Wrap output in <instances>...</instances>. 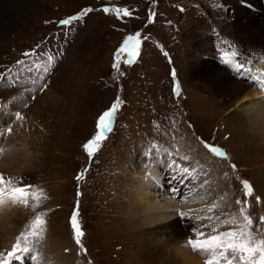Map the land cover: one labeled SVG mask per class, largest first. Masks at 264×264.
<instances>
[{
	"label": "rangeland",
	"instance_id": "rangeland-1",
	"mask_svg": "<svg viewBox=\"0 0 264 264\" xmlns=\"http://www.w3.org/2000/svg\"><path fill=\"white\" fill-rule=\"evenodd\" d=\"M14 1L17 5L19 0H7V3L10 5ZM25 2L30 11L25 20L22 21L21 16L18 27L0 35V98H5L3 105L10 107L15 115L11 134L2 137L0 125V163L7 170H1L6 177H23L25 182L37 183L36 187L43 189L47 198L35 209L31 204L27 208L21 205L24 212L19 217L23 221L20 220L18 225L10 218L5 224L4 221L0 223V230H11L12 233L0 232V252L6 254L11 250L18 232L28 228L37 212L47 215L43 217L46 220L42 231L44 239L37 243L36 253H24L11 264H25L28 258L31 262L27 261V264H38L33 259L34 254L39 255V264H176L175 254L171 255L164 246L169 243L166 241L169 234L164 230L158 232L157 222L175 214L182 227L187 224L192 227L194 221L179 219L175 210L198 209L193 214L206 215L205 205L213 201L220 205L216 214L223 211L239 215L240 205L235 201L247 199L250 204L247 211L254 221L253 231L257 226L264 229L259 220L264 216V145H261L264 141H260L258 132L247 123L242 108L218 101L212 89L201 86V82L192 76L201 63L210 67L204 56L214 53L212 39L204 36H209L216 28L214 25L236 41L234 47L228 41L229 50L239 52L249 44L254 45L248 40L247 33H235L234 25L231 28L233 20L226 11L231 9L229 1L228 5L223 0ZM243 3L264 7V0ZM212 5L220 8L212 10L210 22L200 8L211 9ZM104 7L127 8L132 15L117 18L115 13L100 10ZM87 8L96 11L82 16L72 26L59 24L60 20L78 15ZM235 10L238 19H241L240 13L247 17L243 7ZM254 18L257 23H264V20ZM146 19L150 25H146ZM209 23L212 26L201 31ZM143 25L140 57L131 65L122 63L119 72L114 70L116 45L126 33ZM189 27L195 32L192 33ZM161 41L165 42V48L161 46L160 50ZM223 43L216 39V46ZM33 49L36 53L51 50L56 56L50 72L44 80L38 81L40 85L47 84L45 89L32 83V78L42 73L35 69L27 71L33 62L46 60L41 55L23 56L24 52ZM166 51L167 55L161 54ZM251 54L259 59L258 64L264 61L263 54L254 51ZM17 60L26 63L17 65ZM235 60L240 62L241 59ZM236 71L240 78L242 74L246 76L247 85H253L246 70H226L234 75ZM17 73L20 82L14 83L12 78ZM177 82L179 95L173 91ZM29 88L35 91L32 99H29ZM118 100L119 110L113 118L112 131L106 133L107 139L100 150L92 158H86L82 146L95 134L97 118ZM254 101L257 99L250 98L246 104ZM7 109L0 112L3 120L5 116L10 117L6 114ZM17 114L23 119H17ZM254 135L257 142L251 143ZM205 142L222 148L227 157L209 152ZM159 150L174 151V155L170 157V153ZM154 153L161 159L152 164L150 157ZM26 157L33 161L22 169ZM185 157L187 161L183 160ZM170 158L187 162L189 166L195 162L197 179L205 177L208 181L206 190L211 193L205 196L204 186L199 185L200 188L194 191L205 199L197 197L193 203H178L175 195L176 204L183 209L170 211L166 208V214L157 216L159 220L154 217L164 210L166 202L156 205L152 211L153 225L149 227V214L140 209L133 198L136 194L133 185L137 183L144 189L142 182L137 181L147 177L145 173L148 179L151 178L149 193L171 197L173 194L164 192L167 175L174 170L169 167ZM78 176L82 178L78 180ZM245 180L253 188L252 196L247 198L242 189ZM196 181L190 179L186 180L188 183L173 184L180 191L177 195L192 196L187 186L198 184ZM256 197L260 198L259 203ZM74 210L79 212L84 232L82 247L77 246L73 238L70 217ZM229 227L233 225L221 226L219 230L226 231ZM155 242L164 243V249H156ZM183 245L184 249L191 250L187 244L180 246ZM196 257L197 262L205 264L207 256L196 252L190 258L191 263L186 262L194 264Z\"/></svg>",
	"mask_w": 264,
	"mask_h": 264
},
{
	"label": "snow or ice",
	"instance_id": "snow-or-ice-1",
	"mask_svg": "<svg viewBox=\"0 0 264 264\" xmlns=\"http://www.w3.org/2000/svg\"><path fill=\"white\" fill-rule=\"evenodd\" d=\"M104 13H115L117 18L129 17L132 13L127 8L123 7H104L100 9ZM96 11L93 8L84 9L80 14L69 16L59 21V24L63 27L72 26L74 22L81 19L82 16ZM141 34L136 32L135 34L127 35L120 47L113 53V64L114 70H120L121 64H131L136 58H138L141 49ZM39 47V46H37ZM32 55H41L46 57L43 63L33 62L27 69L31 72L33 69L42 73L39 77L32 78V83L38 88L45 89L47 84H38V81L44 80L45 76L50 72V69L56 63V56L51 50H41L40 53H36L35 49L32 51L24 52V57ZM237 52L223 51L222 59L227 63H235L237 70L245 68V64L235 60L238 56ZM25 60H17V65L25 64ZM247 71L251 74V79L257 81L261 89H264V73L253 72L252 68H248ZM175 76V72L172 73ZM13 82L19 81V73L12 78ZM176 95L180 94V85L177 82L173 89ZM119 110V100L112 104V106L102 112L97 118L96 132L84 145L83 148L89 156L95 155L101 148L103 142L107 139L106 133L112 131L113 118ZM17 119H23L17 114ZM11 132V129L7 130ZM209 152L213 153L218 157H227V153L220 147L214 146L205 142L204 145ZM156 146H153L155 149ZM166 152V150H164ZM167 154V152H166ZM174 155V154H173ZM183 159H186L183 158ZM172 167L175 169L174 176L183 182L185 179L195 178L193 173L195 169H190L187 166H181L175 159L170 161ZM235 169V165H232ZM78 176L77 179H81ZM208 183L204 180L200 187H203ZM195 187V186H194ZM242 189L244 197H251L253 194V188L248 181L242 182ZM179 190H174L173 195L175 196ZM205 199L200 196L198 191H193L192 196L184 197L181 196L177 200L178 203H193L196 198ZM46 194L43 189L36 187L32 183L25 182L23 177L14 178L6 177L3 173H0V206H3L6 202L14 205H22L27 208L39 207L42 200L46 199ZM256 202H260V198L256 197ZM237 205H240L239 215L229 214L227 212L220 211V214H216L220 209V205L215 201L210 204H206L207 209L206 215L193 214L197 210L188 209V212H182L179 210L177 214L181 220H193L194 223L191 227L193 233L187 239V247L193 252L201 255H205L208 259L205 264H264V229L259 226L253 231V218L248 214L250 204L247 199L235 201ZM47 213L37 212L35 218L30 222L28 228L21 232L15 239V242L11 245V250L6 254L0 252V264H11L12 260L19 259L24 253H36V245L42 239V231L46 227V220L43 219ZM260 224H264V216L259 218ZM70 224L73 231V238L77 246L82 247V239L84 232L79 222V212L74 210L70 217ZM233 225L226 231H220L221 226ZM83 250V249H82ZM67 251V249H66ZM33 259L37 260L39 264L40 257L38 254L33 255Z\"/></svg>",
	"mask_w": 264,
	"mask_h": 264
},
{
	"label": "bare ground",
	"instance_id": "bare-ground-1",
	"mask_svg": "<svg viewBox=\"0 0 264 264\" xmlns=\"http://www.w3.org/2000/svg\"><path fill=\"white\" fill-rule=\"evenodd\" d=\"M228 1L230 2L231 9H227L226 11H227V16L231 17L233 20V21H231V25H230L231 28L234 25L235 26V28L233 30L234 32L236 31V32L247 33L249 38H250L248 40H250V42H252L254 44V45L249 44V45L245 46V49H243L241 52H239V55L236 56L235 59L236 58L241 59L240 62L244 63V61H243L244 57L246 54L250 55L251 54L250 51H254V52H257L259 54H263V56H264V23L259 24L256 22V20L254 18V17H256V18H260L261 20H264V10H262L261 8H256V9L249 11L245 7H243L244 9H246L245 13L247 14V17L244 18L243 14L240 13L239 16L241 17V19H238V17L235 16V12H236L235 9L240 10V8L242 7V6H240L241 3H243L246 0H228ZM228 1L223 0V2L227 5H228V3H227ZM247 1H253V0H247ZM28 8H29L28 3H26L25 0H19L17 5L15 4V1L13 3H11L10 5H8L7 0H0V35L1 36L6 35L9 32L13 31L16 27H18L19 22H22L23 19L25 20V16L30 12ZM229 12H230V14H229ZM236 14H238V13H236ZM21 16H22V21H20ZM259 16H261V17H259ZM237 19L239 21H242V23L239 21L236 23ZM192 27H195V26H192ZM189 28H190V31L192 33L195 32V30L193 28H191V27H189ZM227 28H228V26H227ZM220 33L222 34L224 32L222 30H220ZM227 38H229V37H227ZM223 45H225V42L223 43ZM218 46H221V44H218ZM259 49L261 50L262 53H260ZM243 54H245V55H243ZM204 60L208 61L206 63L210 67H206V65L204 63H201L199 69L198 70L195 69L192 72V76L196 80L201 82V86H205L206 88L212 89V92L217 97L218 101H223L225 104H233L232 106H235V107L237 106V108H242V112L245 114L247 123L250 125L251 128H253L254 130H256L258 132L257 136L260 138V141L263 142L264 141V93L262 94V92H259V90L264 91V89H261V87L258 84H256L255 86L247 85L246 84V76L244 74H242V77L240 78L237 71H236L237 74H235V75H234V73H230V74L227 73L226 70L229 71L231 69V72H235V70H237V68H235L236 67L235 63L225 62V60L222 59V56H218V55L210 56L207 54L206 56H204ZM258 61H259V59L256 62H258ZM261 61H262L263 66H261V67L257 66V68L255 69V72L264 73V61L263 60H261ZM241 70L247 71L246 68L241 69ZM252 81L257 83V81H255L253 79H252ZM258 88H259V90H258ZM258 95H260L261 97H258ZM250 98L257 99V101L251 102L252 104L251 103L246 104V102L248 100H250ZM35 99H36V97H35ZM2 111H0V112H2ZM7 113H9V114H7ZM11 113H12L11 109L8 108L6 114L10 115V117L7 118L5 116L4 120H3L1 118L3 116H0V125L2 127V137L4 136V134H6V135L9 134V132L7 130L10 129V127H11V123H10ZM254 136L250 140L251 143L253 141H256L257 137L256 136L254 137ZM261 142H260V144H261ZM261 145H264V144H261ZM82 148H83V146H82ZM82 151H83V153L85 152L84 148ZM159 151L165 152L164 150H159ZM166 152L170 153L172 155L170 157H173L174 151H170V152L166 151ZM85 153H84V155L86 158H92V156H89ZM160 159H161L160 157H155V153H154L153 157L152 156L150 157V162L152 161V164H153L154 162H158ZM173 159H175V158H170L169 162L172 161ZM0 160H1V157H0ZM175 160L181 166H187L190 169H196L197 168L195 162H192V166H189L190 164L188 165L187 162L183 163V161H178L177 159H175ZM183 160L187 161L185 159H183ZM23 161H24L23 166L21 167L22 169L27 168V165H29L30 162L33 161V158L30 157L28 159V157H26V159ZM169 167H172L171 163L169 164ZM204 167H206V166L203 165V168ZM7 168H9V167H7ZM3 169L5 171H7L5 169L4 164L0 163V173H3V171H1ZM172 169H174V168L172 167ZM19 172H21V171H19ZM174 172H175V169L170 171V173L167 175V180L164 182V192L166 194L168 192V194L172 195L173 193H171V191L173 192L174 190H177L176 185H173V184L181 182L179 179L175 178ZM150 174H151V172H150ZM144 176H147V177H145L143 179L138 178L137 182H140V183L142 182V184L145 186V188L140 189L139 184H137V183L135 185H133V187H136V194L133 195L134 196L133 198L136 199L140 209H144L146 212H148V214H149L148 218L150 220V222L148 223V226L150 227L153 225L152 224V211L156 209V205H159L161 203L164 204L163 202H166V207L164 206V210L162 212H158V214L156 213L157 215H156V217H154L155 220H159L160 217H157V216H161V215L166 214L167 209L170 211H173L174 209H177L180 207L176 204V196L180 197L181 195L176 194V196L172 195L171 197L170 196L166 197L165 195H162V194H154L153 192L149 193L150 190H148V188L152 187V184H151V186H149L148 182L150 181L149 179H151V178L148 179V174H145V173H144ZM193 176L195 178H192V181L195 182V180H198V181H196V183H198V184L187 186L189 194L193 193L194 190L199 189L200 188L199 185H201L202 181L205 179V177H203L201 179H199V178L197 179V177H199V175H197L196 172L193 173ZM18 178H20V177H18ZM186 180H190V179H185L182 183H188V182H186ZM170 186H172L171 191L169 190ZM206 188L207 187L204 185L203 193H205V196H207V195L209 196L211 191L206 190ZM188 191H186V192H188ZM179 192L180 191H178V193ZM158 197H159V199H158ZM21 208H22L21 205H14V204L9 203V202H6L3 206H0V216H1L0 217V223L4 221L3 223L5 224V221L10 218L13 221H15L16 225H18L19 221L22 220L19 217V215L22 216L21 212L22 213L24 212V210H22ZM180 208H182V207H180ZM9 212H11V213H9ZM23 216H24V214H23ZM165 218H166L165 220L163 219L164 221L159 220V222H157L159 224L157 226H155V228L158 230V232H160V231L163 232V230H164V232L169 234L168 239H166V241L168 240L169 243H166L165 245L163 243V245L166 246L167 251L169 253H171V255L173 253L175 254V255H173V258H174V261L176 262V264H179L180 262H182L181 264L191 263L190 258L193 257L194 252L191 250L184 249V245L180 246L181 244H187V239L193 235V233L190 230L191 226H187L188 224L186 223L187 225H184L182 227L181 224L178 223L179 220L177 221V219H176L177 217L175 214H169ZM179 219H181V218H179ZM7 225H8V223H7ZM3 226H5V225H3ZM18 230H17V232H18ZM0 232H4L6 235L7 234L12 235L11 230H3L2 229V230H0ZM18 234H20V233L18 232ZM163 245L159 244L158 242H155L154 246L156 249H158L159 247H160V249H164ZM28 254H30V253H28ZM28 259L26 260V262H24L25 264H27V261L31 262V260L30 259L28 260ZM194 259H195L194 264H200L199 261L198 262L196 261L197 257ZM194 259H193V261H194ZM207 259H208V257H207ZM19 264H23V262H20ZM201 264H203V263H201Z\"/></svg>",
	"mask_w": 264,
	"mask_h": 264
}]
</instances>
